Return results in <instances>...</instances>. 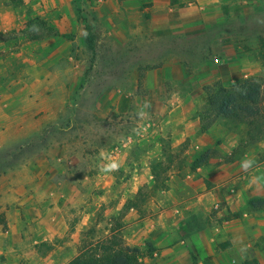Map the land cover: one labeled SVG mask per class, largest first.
<instances>
[{"label": "rangeland", "instance_id": "1", "mask_svg": "<svg viewBox=\"0 0 264 264\" xmlns=\"http://www.w3.org/2000/svg\"><path fill=\"white\" fill-rule=\"evenodd\" d=\"M210 1L202 5L186 0L177 6L189 22L188 36L174 25L173 17H160L153 27L140 23L142 36L128 42L126 50L123 38L117 36L118 21L112 25L103 18L92 21V8L97 7L93 0H25L11 6L19 22L25 14L30 22L23 30L18 23L0 32V42L9 47L0 59L14 54L8 58L5 77L0 65V191L17 193L25 187L5 185L2 179L7 176L19 180L45 176L57 187L68 181L84 195L68 209L67 218L69 229L82 225L79 244L73 245L68 233L37 245L30 239L20 257L23 264H65L89 242L105 240L112 229L125 239L135 223L147 227L173 206L171 194L184 192L188 176L197 171L191 170L192 163L201 153L210 151L207 167L221 158V141L233 135L245 140L243 125L218 120L211 127L213 145L203 147L201 125L171 127L164 120L166 111L160 101L178 91L196 97L195 118L207 101L204 86L217 81L228 84L246 75L264 78V0ZM7 2L0 0V8ZM152 5L144 4L143 11ZM84 15L96 38L92 50L86 43ZM76 21L78 28L73 25ZM36 31L50 35L35 40ZM180 60L185 63L187 83L177 85L169 79L166 89H159L164 70ZM259 64L261 71L253 74L251 67L256 70ZM145 101L151 106L141 119L136 113ZM185 128L192 135L183 138ZM105 158L119 162V170L100 171ZM159 159L170 168L166 191L152 189V163ZM141 190L144 202L138 201L137 210L128 208ZM175 207H185L182 198ZM211 212L201 220L190 217L192 228L212 229L222 221L211 218L218 212L216 207ZM87 213L92 215L85 225ZM0 228H7L1 220ZM256 241L264 249V237ZM245 257L257 259L252 250Z\"/></svg>", "mask_w": 264, "mask_h": 264}, {"label": "crops", "instance_id": "2", "mask_svg": "<svg viewBox=\"0 0 264 264\" xmlns=\"http://www.w3.org/2000/svg\"><path fill=\"white\" fill-rule=\"evenodd\" d=\"M184 1L186 0H122L120 2L98 0L95 1L97 7L92 8L91 16H95L94 22L98 18L105 19L111 25L115 24L114 20L118 21L117 36L123 38V50H126L129 47L128 42L142 36L140 23L146 22L149 27H153L160 17H173L174 25L180 27L179 29L188 36L185 30L188 29L189 22L182 17L183 12L177 8ZM206 1L212 2L198 0L202 5H205ZM215 2L221 3L220 0ZM146 3H153V5L143 11L142 7ZM25 15L23 16L26 19L19 22L13 8L5 3V7L0 8V32L6 33L18 23L22 26V30L25 29L29 20V17ZM78 24L76 21L73 25L78 28ZM149 31L151 32V29ZM107 36H114V34H107ZM7 46L6 42H0V55L8 53ZM23 53L25 52L22 49L21 56ZM12 57L14 54L10 52V55L0 59V65L3 66L2 71L0 68L1 76L5 77L8 73L6 64L9 65L8 58ZM184 64V61L180 60L175 67H168L167 71L165 69L166 73L162 79L164 83L159 86V89H166L165 83L169 79L175 81L177 85L186 84L189 79L185 78ZM253 67L254 65L251 70L254 74V72H260L263 66L259 64L256 70ZM245 77L249 78L247 75ZM240 79L246 78L240 77L228 84L222 82L229 85ZM160 103L166 111L164 120L167 125L178 127L183 124L185 126L194 124L195 127H200L199 119L194 118L196 97L189 98L184 91H178L171 99L160 101ZM213 133V130L209 129L200 134L201 140L205 143L202 144L203 147L213 145L210 142L212 141L210 139H213ZM190 135L192 133L186 128L181 131L183 138ZM240 145L241 139L237 135L221 141L219 149L222 150V154L219 161H211L209 166L198 168L188 176L184 184V192L180 193V196L176 192L174 195L171 194L170 202L173 206L162 211L161 215L155 221H151L147 227L142 228L135 223L132 228H129V236H125L127 245L144 249L150 242L155 249L153 257L145 258L142 261L143 264H241V260L244 262L246 259L245 253L250 250L256 254L259 264H264V249H259L256 244L257 239L264 237V210H246L249 200L264 199V158L261 159V154L264 153V140L248 145L238 160L226 162L225 158L231 156ZM246 154L255 159V165L249 171L241 169V160ZM257 176L261 177L258 182L254 179ZM2 180L5 181V185L22 184L25 187L22 192L17 193L10 190L0 191V216H2L0 220L7 226L5 230L0 228V264H23V258L20 257L24 252L25 242L30 239L37 245L46 241L52 242L68 233L74 238L73 245L79 244L78 235L81 233L82 225H79L81 228L77 225L69 229L67 218L69 217L68 209L75 207L84 195L70 182L65 181L61 187H57L45 176L29 177L26 180L7 176ZM206 180L211 184L210 187ZM27 186L32 187L28 190ZM166 194L169 196L170 191ZM181 198L185 202L183 209L175 207ZM214 207L218 209V212L211 218L215 221L222 220L218 223L219 225L212 229L210 227L192 228L189 222L190 217L201 220L208 217ZM235 214L241 216L233 217ZM91 215V213L85 215L83 224L87 225ZM228 215H232L233 218L224 219ZM223 242L227 244L224 248L219 246ZM78 255V252L75 253L65 261V264Z\"/></svg>", "mask_w": 264, "mask_h": 264}, {"label": "trees", "instance_id": "3", "mask_svg": "<svg viewBox=\"0 0 264 264\" xmlns=\"http://www.w3.org/2000/svg\"><path fill=\"white\" fill-rule=\"evenodd\" d=\"M25 0H8L9 6H18L24 4ZM91 1V0H90ZM98 1V0H93ZM92 15V14H91ZM95 21V16H91ZM89 18L84 15L81 19L84 22L87 33L86 42L88 48L93 49L95 35L92 33V23ZM30 22V18L28 20ZM1 35V34H0ZM50 34H40L39 31L33 32L34 39H43ZM42 38H41V37ZM207 94V101L201 111L198 112L197 118L200 120V134L207 132L218 120L232 122L236 125H243L244 141L235 150L231 156L225 158L226 162L238 160L248 145L255 144L264 140V78L254 76L246 79H240L235 83L225 85L223 82L217 81L211 86H204ZM210 151L206 150L201 153L192 163L191 170H196L205 166L209 159ZM163 162L154 160L152 163V176L154 185L152 189L168 190L167 170L169 167L163 166ZM167 180V181H166ZM143 191H139L137 199L130 204L128 208L137 210L138 204L144 200ZM144 202V201H143ZM247 211L264 210V199H251L247 202ZM235 214L233 217H240ZM147 250L139 247H131L127 245L116 229L111 230V235L105 240L98 242H89L86 244L77 257L72 259L68 264H143L145 258H152L155 249L147 244ZM241 264H259L257 259L245 260Z\"/></svg>", "mask_w": 264, "mask_h": 264}, {"label": "clouds", "instance_id": "4", "mask_svg": "<svg viewBox=\"0 0 264 264\" xmlns=\"http://www.w3.org/2000/svg\"><path fill=\"white\" fill-rule=\"evenodd\" d=\"M150 106H151L150 102L145 101L144 104L141 106V108L137 111L136 115L138 117H140L141 119H143L144 117H146L148 115L146 112V109L149 108ZM133 131H137V130L134 129ZM105 159H106V162L100 168V171H102V172H114V171L119 170V167H120L119 162H117L115 160H111V158H105ZM254 165H255V159L250 158L249 156H247V154L241 160V169L243 171L251 170ZM254 179L258 182L261 179V177L257 176V177H254Z\"/></svg>", "mask_w": 264, "mask_h": 264}, {"label": "built area", "instance_id": "5", "mask_svg": "<svg viewBox=\"0 0 264 264\" xmlns=\"http://www.w3.org/2000/svg\"><path fill=\"white\" fill-rule=\"evenodd\" d=\"M218 61V60H217Z\"/></svg>", "mask_w": 264, "mask_h": 264}]
</instances>
